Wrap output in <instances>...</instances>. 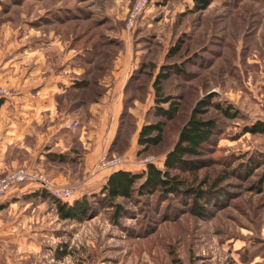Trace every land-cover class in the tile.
Returning <instances> with one entry per match:
<instances>
[{"label": "rangeland", "instance_id": "rangeland-1", "mask_svg": "<svg viewBox=\"0 0 264 264\" xmlns=\"http://www.w3.org/2000/svg\"><path fill=\"white\" fill-rule=\"evenodd\" d=\"M133 1L0 0V27L66 40L62 45L57 38L49 62L70 67L71 83L59 107L68 123H78L69 129V151L48 152L40 162L32 150L15 155L11 147L0 157L8 162L0 175L27 165L56 185L75 186V199L85 195L91 205L84 217L64 218L51 191L21 183L0 199V264H264V131L245 132L264 121V0H210L203 9L195 0H150L128 29ZM161 69L166 75L159 96L171 95L178 104L173 118L156 112L154 80ZM7 86L15 91L3 103L37 97ZM212 93L213 101L232 103L235 111L226 116L209 106L204 115L217 120V133L201 165L182 173L192 188L210 195L197 201L206 205L203 217L185 194L104 199L101 186L114 170L85 169L97 125L115 122L110 154L123 157L120 168L140 171L147 162L163 167L194 105ZM13 108L0 109V117L13 115ZM160 120L162 141L138 153L142 125ZM40 126L28 125L29 147ZM0 127L1 138L15 125ZM100 137L103 142L106 131ZM61 171L65 180L55 177Z\"/></svg>", "mask_w": 264, "mask_h": 264}, {"label": "crops", "instance_id": "crops-1", "mask_svg": "<svg viewBox=\"0 0 264 264\" xmlns=\"http://www.w3.org/2000/svg\"><path fill=\"white\" fill-rule=\"evenodd\" d=\"M57 38H59L62 45L66 44V40H61L60 37H50L47 40L34 32L33 35H30V33L18 29H10L9 26L0 27V83L16 85L18 92L29 91L37 95L32 103L20 104L6 100L1 104L0 109L14 107L16 112L13 115L0 117V125L5 122L15 125L14 128H7V133L2 135L3 138H0V157L8 154L11 147H15L14 150L17 153L15 155L23 150H32V154L39 156V161L43 162L48 152L56 150L67 152L72 146L69 131L73 128H68L66 124L69 121L65 120L67 118L64 117L59 107L60 98L71 83L70 67L56 68L49 62L51 52L56 50ZM64 55L66 59L70 58L66 51ZM120 100L121 96L115 101L117 106H119ZM10 104H13V106ZM96 105L95 109H98L100 100L96 102ZM31 121L34 124L41 125L35 131L36 143L33 147H29L27 144L28 138L26 135L29 130L27 127ZM97 126V129L94 130L93 150L85 153L87 158L85 161L86 170L92 168L103 150L109 149L116 132L115 122L113 121L112 124L108 121L106 127H103L104 129L100 128V125ZM105 131L107 137L102 142L100 133ZM9 132L12 133L9 134ZM80 141L85 142L84 134H80ZM28 155L31 156V153ZM89 156H91L90 159ZM34 159L36 160V158ZM60 166L59 169L64 166V170H67V165ZM3 167H8V162L0 158V170L4 169ZM144 167H146V164H144ZM55 177L65 180L63 171ZM9 194H11V191L6 196L0 197V199H5Z\"/></svg>", "mask_w": 264, "mask_h": 264}, {"label": "trees", "instance_id": "trees-1", "mask_svg": "<svg viewBox=\"0 0 264 264\" xmlns=\"http://www.w3.org/2000/svg\"><path fill=\"white\" fill-rule=\"evenodd\" d=\"M210 0H195V6L198 9H203L208 6ZM183 70L179 66L176 70ZM164 69H161L155 77L154 86L158 96L156 112L166 118H173L178 109V104L173 100L171 95H161V87L159 81L163 76ZM166 75V72L164 73ZM79 83L75 85L79 86ZM81 86V85H80ZM215 93L207 94L200 98L193 107V110L187 121L181 126L177 140L174 145L166 152L163 167L158 166L153 162H147L146 168L140 171L131 169L119 168L112 171L106 181L101 186V193L104 199H109L111 202L118 198H130L134 194H147L159 192L163 195H186L192 199L191 208L195 214L203 217L205 215V204H198L199 198L210 197L205 194V191H199L188 183V178L182 173L192 171L195 166H200L202 155L207 144H210L217 133L218 123L214 117L205 116L209 106L215 107L224 113L226 116L234 115V106L232 103L223 104L220 100L213 101L212 97ZM3 98L0 97V106L3 103ZM80 102V101H79ZM166 102L167 106L160 103ZM226 102V101H225ZM224 102V103H225ZM164 121H155L144 123L138 135V153L147 151L151 146L157 145L163 139ZM246 131L257 132L264 131V121L258 120L250 125H247ZM115 137V135H114ZM112 139L109 153L115 139ZM45 189V188H42ZM47 190V189H45ZM95 196V195H94ZM59 212L62 217H84L88 214L91 208L87 197L76 198L74 201H64L56 199ZM115 206L121 207L119 203ZM197 208V209H196ZM177 264V263H176Z\"/></svg>", "mask_w": 264, "mask_h": 264}, {"label": "built area", "instance_id": "built-area-1", "mask_svg": "<svg viewBox=\"0 0 264 264\" xmlns=\"http://www.w3.org/2000/svg\"><path fill=\"white\" fill-rule=\"evenodd\" d=\"M150 0H134L128 10L126 23L128 29H134L142 13L148 7ZM13 87L0 83V97H9L14 93ZM68 127H75V123H67ZM120 155L110 154L108 149L103 150L93 165V172L103 171L106 169L117 170L124 163ZM34 183L39 188H45L52 194L64 201L75 199L76 188L73 185H56L54 181L44 172L38 171L27 165H20L8 169L0 175V197L18 187L21 183Z\"/></svg>", "mask_w": 264, "mask_h": 264}]
</instances>
